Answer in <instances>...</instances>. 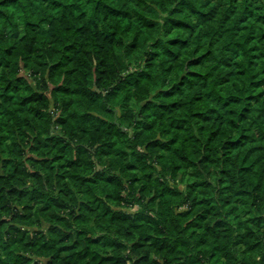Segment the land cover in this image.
Returning a JSON list of instances; mask_svg holds the SVG:
<instances>
[{
	"label": "trees",
	"instance_id": "16d2710c",
	"mask_svg": "<svg viewBox=\"0 0 264 264\" xmlns=\"http://www.w3.org/2000/svg\"><path fill=\"white\" fill-rule=\"evenodd\" d=\"M0 264H264V0H0Z\"/></svg>",
	"mask_w": 264,
	"mask_h": 264
}]
</instances>
